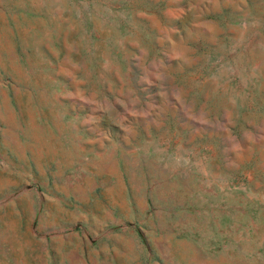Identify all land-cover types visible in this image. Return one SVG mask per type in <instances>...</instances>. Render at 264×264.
I'll use <instances>...</instances> for the list:
<instances>
[{"label":"rangeland","instance_id":"1","mask_svg":"<svg viewBox=\"0 0 264 264\" xmlns=\"http://www.w3.org/2000/svg\"><path fill=\"white\" fill-rule=\"evenodd\" d=\"M0 264H264V0H0Z\"/></svg>","mask_w":264,"mask_h":264}]
</instances>
